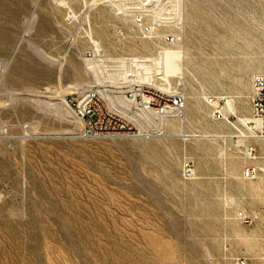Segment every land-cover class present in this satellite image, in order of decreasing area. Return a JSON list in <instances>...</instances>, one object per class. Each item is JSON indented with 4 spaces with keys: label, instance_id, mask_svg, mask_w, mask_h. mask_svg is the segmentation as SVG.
Wrapping results in <instances>:
<instances>
[{
    "label": "rangeland",
    "instance_id": "obj_1",
    "mask_svg": "<svg viewBox=\"0 0 264 264\" xmlns=\"http://www.w3.org/2000/svg\"><path fill=\"white\" fill-rule=\"evenodd\" d=\"M139 13L160 16L154 36ZM89 33L110 57L184 47L173 83L186 118L170 135L86 140L74 112L55 115L61 94L71 106L72 85L93 81ZM0 59V264H264V171L244 177L264 168V140L237 123L264 76V0H0ZM209 95L234 100L230 121L214 118ZM189 158L194 179L182 175Z\"/></svg>",
    "mask_w": 264,
    "mask_h": 264
},
{
    "label": "built area",
    "instance_id": "obj_2",
    "mask_svg": "<svg viewBox=\"0 0 264 264\" xmlns=\"http://www.w3.org/2000/svg\"><path fill=\"white\" fill-rule=\"evenodd\" d=\"M136 27L146 37L157 33V26L148 21L142 13L135 16ZM122 32V31H121ZM166 42L176 40L173 33L166 34ZM152 78L146 83L133 82L125 85H92L77 90V97L71 101V108L81 121L82 126L76 136L86 140L101 139H158L168 135V121L174 118L184 119L187 111V95L182 90H172L157 85ZM216 119H226L223 111L224 99L209 95L205 98ZM252 120L244 125L246 137L264 140V76L259 75L253 80L251 97ZM260 123V125H258ZM245 151L252 159L261 155L254 144H245ZM264 168L255 163L249 164L244 170V177L255 178ZM186 179L196 177L195 161L187 159L182 168ZM245 223L250 218L239 213ZM241 264H246L242 261Z\"/></svg>",
    "mask_w": 264,
    "mask_h": 264
},
{
    "label": "bare ground",
    "instance_id": "obj_3",
    "mask_svg": "<svg viewBox=\"0 0 264 264\" xmlns=\"http://www.w3.org/2000/svg\"><path fill=\"white\" fill-rule=\"evenodd\" d=\"M112 6L114 9L117 8L115 3H112ZM119 12L120 11H118V13ZM124 12H126V11H124ZM159 17L157 15L154 16V19H153L154 24H156V25L159 24V22H160ZM37 18H38L37 14H34L33 20L34 21L38 20ZM181 18H183V17H181ZM163 22L167 23V20L164 19ZM179 22H181V21H179ZM179 22H177V23H179ZM89 36H90V40L93 43L94 47H93L92 51L90 52V54L86 55L85 61H86V64H87L90 72L93 75V81L87 83L86 85H80L78 83H75L72 85V87L74 89L80 90L86 86L102 85V84H108V83L114 84V85H125V84H129V83H133V82L146 83V82L150 81L152 78H154L156 80V77H158L157 85H159L163 88H167V89L180 90V88L173 83V81H174L173 78L178 77L179 78L178 82H179V81H181V78L184 77V74H185L184 70L186 68V62H187V55L183 49L184 47L182 48V46L171 45L168 47L161 48L160 50L157 51V53L150 54V55H142V56L141 55H133V56H126V57H110L109 55L106 54L105 48L102 46L101 42L98 39H96L90 33H89ZM95 55H97L99 57L97 59H93V57ZM98 62H101V63L106 64V65H107V63H109L111 67L116 68L117 72H109L106 80L102 79L96 70V63H98ZM2 65H3V61H2V59H0V67ZM131 67H133V70ZM69 87L71 88V86H69ZM64 89H66V88H64ZM56 96H58V94ZM220 98L224 99V101H225V103L223 105V109L225 107L231 111H235V104H234V100L232 98H230L228 96H225V97L220 96ZM54 99H56V98H54ZM60 100H59L60 102L56 101V103L54 104L55 113L57 112L59 115H62L63 117L65 114H67V115L69 113L72 114L74 111L71 108V106L67 103L64 95H62V94L60 95ZM195 104H193V106H192V109H193L192 113H197V111H198ZM52 105L53 104L50 105V108ZM57 113L55 115H57ZM190 113H191V111H190ZM190 113L188 115H190ZM190 117H193V114H192V116L190 115ZM185 118H186V116H185ZM184 119L174 118V119L169 120L168 123L171 124L173 127H175V126H177V124L172 123L171 121H173V120L181 121ZM251 120H252V116L242 115L239 117L237 123L244 126V125L248 124ZM258 125H260V123H258ZM181 129H182V125H181ZM173 134H176V133H173ZM168 135H170V134H168Z\"/></svg>",
    "mask_w": 264,
    "mask_h": 264
}]
</instances>
